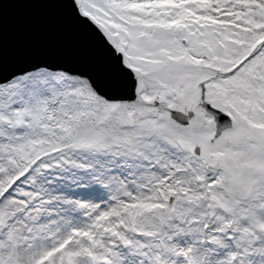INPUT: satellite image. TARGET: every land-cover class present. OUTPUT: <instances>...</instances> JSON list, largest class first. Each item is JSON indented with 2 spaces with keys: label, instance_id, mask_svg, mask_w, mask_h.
Returning <instances> with one entry per match:
<instances>
[{
  "label": "snow or ice",
  "instance_id": "obj_1",
  "mask_svg": "<svg viewBox=\"0 0 264 264\" xmlns=\"http://www.w3.org/2000/svg\"><path fill=\"white\" fill-rule=\"evenodd\" d=\"M0 264H264V0H0Z\"/></svg>",
  "mask_w": 264,
  "mask_h": 264
}]
</instances>
